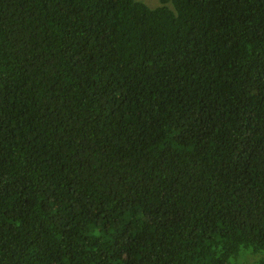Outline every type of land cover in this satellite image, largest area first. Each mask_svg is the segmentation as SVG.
Returning a JSON list of instances; mask_svg holds the SVG:
<instances>
[{
	"label": "trees",
	"instance_id": "trees-1",
	"mask_svg": "<svg viewBox=\"0 0 264 264\" xmlns=\"http://www.w3.org/2000/svg\"><path fill=\"white\" fill-rule=\"evenodd\" d=\"M241 248L264 264V0H0V264Z\"/></svg>",
	"mask_w": 264,
	"mask_h": 264
},
{
	"label": "rangeland",
	"instance_id": "rangeland-1",
	"mask_svg": "<svg viewBox=\"0 0 264 264\" xmlns=\"http://www.w3.org/2000/svg\"><path fill=\"white\" fill-rule=\"evenodd\" d=\"M139 1L144 2L149 7H156L157 5H159V0H139ZM254 255L249 251V249L241 248L237 258H231L229 259V261L231 263H237V264H257L256 258L254 259L253 257Z\"/></svg>",
	"mask_w": 264,
	"mask_h": 264
}]
</instances>
